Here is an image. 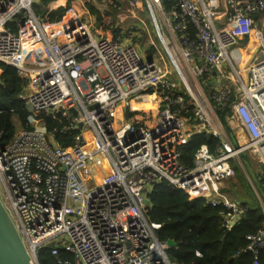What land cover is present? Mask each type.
I'll return each mask as SVG.
<instances>
[{"label": "built area", "instance_id": "1", "mask_svg": "<svg viewBox=\"0 0 264 264\" xmlns=\"http://www.w3.org/2000/svg\"><path fill=\"white\" fill-rule=\"evenodd\" d=\"M39 2L0 0V63L25 81L20 99L31 123L41 122L0 145L5 207L34 261L53 243V255L62 248L74 256L62 264H179L147 215L159 181L220 208L224 229L238 225L246 207L223 184L243 153L264 168V33L256 22L264 0H227L223 28L220 0H129L145 6L173 70L156 51L142 55L131 33L106 36L82 15L46 23L34 11ZM246 40L260 55L236 67L230 50ZM46 118L66 124L48 130ZM58 131H74L73 144H57ZM199 133L218 144L202 145L188 167L182 148ZM247 239L252 264H261L264 228Z\"/></svg>", "mask_w": 264, "mask_h": 264}, {"label": "trees", "instance_id": "2", "mask_svg": "<svg viewBox=\"0 0 264 264\" xmlns=\"http://www.w3.org/2000/svg\"><path fill=\"white\" fill-rule=\"evenodd\" d=\"M72 0H40L34 4L35 14L46 23L54 24L63 20L67 12L72 9ZM89 10L96 14L98 11L92 3H87ZM97 11V12H96ZM99 13V12H98ZM71 13L68 17H71ZM67 19V18H66ZM99 22L102 21L98 15ZM155 49L149 54L152 56ZM0 145L7 144L14 137L18 124L24 129H33L31 119L33 115L28 111L24 101L20 99L25 81L11 66L0 63ZM226 133L232 137L231 129L225 120L226 109L217 111ZM45 127L48 130H60L66 124L62 118H46ZM73 133H55L56 143L67 147L73 144ZM218 139L199 133L182 148L183 162L192 167L194 156L202 145H207L211 151L215 150ZM248 173L247 157L242 155ZM236 174L230 181V191L235 201L246 207V213L241 222L231 230L223 227L220 208L212 207L204 198H192L184 191L175 189L167 181L157 182L150 195V206L147 215L150 221L161 225L157 236L160 241L173 240L176 245L168 249V255L173 262L179 264H252L253 254L246 250L249 245L248 235L256 234L264 228V180L255 183L263 203L251 186L241 166L233 163ZM238 180V184L233 180ZM239 185V186H238ZM237 189V192H234ZM241 189V191H240ZM245 192V193H244ZM199 251L201 256H197ZM74 256L65 249L59 248L58 255H53L47 247L38 250V264H62L66 260L73 261ZM264 264V249L259 258ZM60 261V263H59Z\"/></svg>", "mask_w": 264, "mask_h": 264}, {"label": "rangeland", "instance_id": "3", "mask_svg": "<svg viewBox=\"0 0 264 264\" xmlns=\"http://www.w3.org/2000/svg\"><path fill=\"white\" fill-rule=\"evenodd\" d=\"M82 1H83V5L81 10L83 11V13L80 12L82 18L90 21L97 30L103 32L106 36H113L112 29H118L120 34H125L126 36L131 33L132 34L131 40L136 44L142 55L152 49L150 48V45H154L156 47L155 57L160 56L162 58L160 60V63L165 64L169 69L173 70L172 63L168 55L166 54V51L162 43L158 38L157 30L153 26L150 14L147 12L144 5L135 7V5H132L129 2V0H104L101 3L92 4L94 5V8L99 12L98 13L96 11L97 13L94 14L86 6V0H82ZM73 2L74 1L72 0L71 3L72 6H73ZM78 6L80 7V4H78ZM100 14L102 17L101 22H99L98 19V15ZM235 47H238L239 49H244L242 47V42L237 44ZM234 48L230 50V54L232 53V50ZM15 120L16 123L18 124L17 129L22 128L20 126V122L18 121V119L16 118ZM32 124L34 125V127H39L41 122L40 121L38 123L34 122ZM243 154H245L247 157V164L250 166V170L252 173L251 175H249L248 171L246 170L245 163L242 159ZM243 154L241 155L242 168L244 169L252 185L255 187L254 185L255 179L253 177V173H255V175H258L259 178H262L264 180V169L260 164L258 158L255 155H253L251 152H246ZM231 179L224 182L223 189L230 191ZM233 182L238 184V180L236 179H234ZM234 192H237V189H234ZM229 194L231 195V193ZM0 197L4 205L8 206L9 202L6 199V191L1 182H0ZM231 198L235 200V198L233 197ZM65 238H66L65 235L61 236L58 239L57 244L63 245L62 240Z\"/></svg>", "mask_w": 264, "mask_h": 264}, {"label": "crops", "instance_id": "4", "mask_svg": "<svg viewBox=\"0 0 264 264\" xmlns=\"http://www.w3.org/2000/svg\"><path fill=\"white\" fill-rule=\"evenodd\" d=\"M73 1L74 2H73L72 9H70L67 12V14L64 16V18L61 22L56 23V24L65 25L71 19L76 18V17H81V13H83V11L81 10L82 5H83V1L82 0H73ZM103 1L104 0H86V6H87V3L96 4V3H101ZM78 4H80V7L78 6ZM226 8H227V0H220L221 14L218 16V19L216 20V24H217L218 28H223L225 26V24H224V22H225L224 13H225ZM71 13L73 15L71 17H68ZM256 22H257V25L262 29V31L264 33V12L256 16ZM242 47L244 49H239L238 47H235L232 50V53L230 54L231 58L234 61L233 63L235 64V66L240 67V68L245 67L246 64L250 63L258 55H260V53L258 51H256V47L253 45L252 40L243 41ZM253 56H254V58H253ZM237 134H239L242 139L246 140V137L244 136V134L242 133V131L240 129L237 130ZM233 163L238 164L242 168L241 160L240 161H234ZM242 170L244 171L243 168H242ZM249 171H250V169H249ZM244 173H245V171H244ZM250 173H251V171H250ZM245 175H246V173H245ZM253 177L255 179L254 185H255V183H259V181L263 180L262 178H259L258 175H255V173H253ZM247 178H248V176H247ZM249 182H250V180H249ZM250 184L253 187V189L257 195V198L263 203V200H262L260 194L257 193L256 188L252 185L251 182H250Z\"/></svg>", "mask_w": 264, "mask_h": 264}, {"label": "water", "instance_id": "5", "mask_svg": "<svg viewBox=\"0 0 264 264\" xmlns=\"http://www.w3.org/2000/svg\"><path fill=\"white\" fill-rule=\"evenodd\" d=\"M121 119V115L119 116ZM148 201L146 202V204ZM168 245L173 247L176 243L168 241ZM53 243H49L47 248L52 250ZM0 264H37L27 247L25 246L20 233L9 215L0 197Z\"/></svg>", "mask_w": 264, "mask_h": 264}, {"label": "bare ground", "instance_id": "6", "mask_svg": "<svg viewBox=\"0 0 264 264\" xmlns=\"http://www.w3.org/2000/svg\"><path fill=\"white\" fill-rule=\"evenodd\" d=\"M244 141V139H242Z\"/></svg>", "mask_w": 264, "mask_h": 264}]
</instances>
